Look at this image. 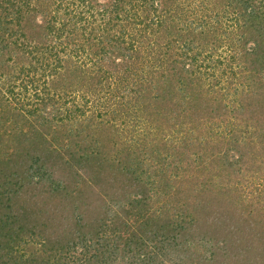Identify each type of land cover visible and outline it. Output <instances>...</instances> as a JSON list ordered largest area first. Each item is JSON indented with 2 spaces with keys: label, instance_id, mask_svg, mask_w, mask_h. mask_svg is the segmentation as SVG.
Returning a JSON list of instances; mask_svg holds the SVG:
<instances>
[{
  "label": "trees",
  "instance_id": "obj_1",
  "mask_svg": "<svg viewBox=\"0 0 264 264\" xmlns=\"http://www.w3.org/2000/svg\"><path fill=\"white\" fill-rule=\"evenodd\" d=\"M0 264H264V0H0Z\"/></svg>",
  "mask_w": 264,
  "mask_h": 264
}]
</instances>
